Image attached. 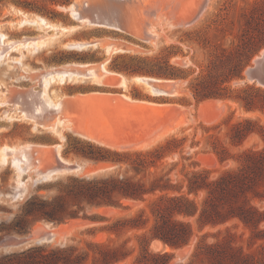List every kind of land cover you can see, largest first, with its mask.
Returning <instances> with one entry per match:
<instances>
[{
	"label": "rangeland",
	"instance_id": "374dc122",
	"mask_svg": "<svg viewBox=\"0 0 264 264\" xmlns=\"http://www.w3.org/2000/svg\"><path fill=\"white\" fill-rule=\"evenodd\" d=\"M81 1L0 0V29L8 33L9 38L14 40L40 37L45 33L50 34L52 29L43 30L29 24L20 26L18 20L24 15L39 14L58 25H73L77 23V20L73 18L70 11L61 7L74 3L81 9L85 8L83 1ZM158 1L159 9L156 15L161 18L156 20L155 15H153L151 19L148 13L140 11L136 18L131 20L129 31L87 24L74 30L58 32L48 45L43 46L36 53H27L25 49H21L27 53V58L24 61L28 67L26 69L31 74H37L51 68H60L73 62L90 63L89 66L98 67L99 63L106 57H108L106 68L112 71V74L108 73L107 77L104 76L101 83H97L91 78H83L52 84L51 89H54L53 92L50 90L52 97L73 100L70 102V108L61 112L62 115L58 113L59 116L56 115V117L48 116L45 121V124L48 125L58 117L64 118L63 127L58 126L63 129L65 135L62 141L59 140L57 133L52 128L47 126L32 128L34 121L21 116L20 111L13 108L12 105L0 106V112L6 109L13 115L11 120L8 118L0 120V127L4 129L0 131V146L3 144L18 146L31 144L34 157L40 159L39 163H36V160L33 161L28 172L24 175L25 178L28 175L36 176L41 169L52 168L61 164L74 168L80 165L82 168L81 171L72 169L53 175L44 181L33 182L29 179L26 193L22 198L14 199L9 195L15 185L16 173L10 164H0V256L31 246H42L47 250L73 246L76 248L75 253L88 252L82 264H100L94 260V243L103 242L116 245L129 237L126 246L133 248L132 252L126 258L112 264H135L134 259L138 253V242L135 234L143 232L144 229H134L126 231L120 236H115L114 234L108 235L99 227L110 223L119 213H133L142 203L122 200V205H128L130 208L118 212V209H112L105 205H92L85 199H80L74 203L73 199L67 196L65 198L67 209L68 211L76 209L77 217L66 214L62 221H55L36 217L33 214H25L26 203L33 197L51 200L57 195H65L66 185L71 183L68 180L70 177L92 179L118 171L123 172L124 166L119 168L117 164L95 161L77 153L74 147L87 150L85 143L89 142L116 149L109 147L106 143L117 146L133 143L135 144L134 147L119 149V151L128 149L129 151L147 150L163 143L171 136H176L178 140L170 144V146H177L176 150L164 154L159 161L157 171L162 168L166 170L177 163L172 174L173 177H181L180 168L183 165L186 169L209 168L214 170L215 174L236 165L235 158H228L223 162L219 161L211 144L206 140L209 133L217 135L220 142L234 155L239 154L244 148L261 147L264 144L256 134H253L241 144L233 145L229 142L227 135L229 125L236 120L244 116H259L260 121L264 122L263 114L245 111L235 102L226 100H222L225 102V108H217L208 100L218 98L196 101L189 86L192 80L206 73V69L212 61L217 63L215 60L217 55L229 51L237 44L244 28L243 15L249 13L255 0H207L206 6L193 21L192 18L198 11L201 0H177L173 3L169 0ZM160 14L162 15L160 16ZM163 15L167 18L164 19ZM168 16L171 17L169 19H172L170 22L177 23L176 26L168 27ZM150 20L157 21L159 24L155 27L157 28L155 38L145 39V29L148 27H144L149 26L146 24H149ZM164 24L166 25L164 26ZM70 40H94L98 41L99 44L96 47L90 46L83 50L69 49L64 44ZM107 44L117 45L116 47H122L124 50L108 54L105 52ZM18 52L16 50L13 53L18 54ZM170 67H174L175 72L185 77L168 78L156 74V71L169 70ZM221 70L219 68L217 71L220 72ZM15 73L24 72L18 68ZM119 73L129 79L135 75L159 78L155 83L173 93L157 96L147 86L134 80H130L128 86L122 87L117 84L120 77ZM240 78L233 79L229 85L238 87L244 83H251H239ZM168 79L175 81H166ZM15 84L19 85L20 89L27 87H32L35 90L40 89V85L35 79H21ZM1 90L0 100L8 99L9 92L6 91V88L2 87ZM122 94L138 100L123 98ZM26 100L30 102L28 98ZM68 121L71 122L67 124ZM175 123L178 125L176 126ZM217 124L219 126L214 127ZM67 126L71 127L72 130ZM73 126L81 131L90 132L94 138L99 137L98 139L101 141L104 139L105 144L97 142L98 139H86L85 136L75 132ZM206 127H209V130L206 131ZM163 131L166 134L162 139L155 141L150 139L158 133H164ZM58 142L62 143L59 154L63 160L57 155V149L54 146ZM152 169L154 168L152 167ZM256 203L259 202L256 201ZM92 216H95L96 219L92 220ZM232 223L233 221H230L227 224ZM93 227H97V229L92 231ZM260 228H264V223L260 225ZM216 229L217 227H205L198 234L206 231L213 232ZM243 229L239 223L234 230L240 232ZM46 234L50 236V240L37 241V239L47 236ZM214 239L212 236L207 237V241ZM195 240L196 237L188 245L178 248L168 247L160 241L158 247H154L151 241L149 248L152 251L161 250L171 253V264H185L190 260ZM239 242L246 247V241ZM260 242L261 240H258L254 243L251 249H257ZM195 262L196 264L202 263L199 259Z\"/></svg>",
	"mask_w": 264,
	"mask_h": 264
},
{
	"label": "trees",
	"instance_id": "16d2710c",
	"mask_svg": "<svg viewBox=\"0 0 264 264\" xmlns=\"http://www.w3.org/2000/svg\"><path fill=\"white\" fill-rule=\"evenodd\" d=\"M244 28L237 44L215 57L206 73L189 84L196 101L208 98L235 102L245 111L264 115V88L255 83H244L238 87L230 81L242 77L251 57L264 45V0H255L249 13L243 15ZM222 70L218 72L217 70ZM169 70H158L156 74L168 78H184ZM219 126V124L214 127ZM205 130H209L206 127ZM256 134L264 142V122L259 116H244L229 125V142L241 144ZM178 139L167 138L163 143L147 150H116L85 143L84 148L74 147L77 153L95 161H106L124 166L123 172L111 173L92 179L68 178L65 195L53 199L33 197L26 203L25 214L62 221L66 214L77 217V210L67 209L66 197L75 201L85 199L96 206H108L125 211L130 207L122 200L142 203L131 214L119 213L108 224L99 229L108 235L120 236L134 229H144L135 234L138 253L135 264H171L172 254L167 251H152L151 241L158 240L168 247L188 245L196 237L190 260L185 264H264V144L261 147L244 148L239 154H231L219 137L213 133L206 136L220 162L235 158L233 167L218 171L209 168H180L181 177H173L172 170L177 163L157 171L159 161L166 152L176 150L170 146ZM152 167L154 169H152ZM258 201L259 203H256ZM92 216V220H95ZM233 221L232 224L227 223ZM239 223L244 228L234 230ZM205 227H217L213 232L199 231ZM97 227H93L95 231ZM246 230L248 231L246 233ZM212 236L213 241H207ZM112 240L111 237H109ZM130 238L119 244L94 243V260L100 264H112L126 258L133 250L127 247ZM258 240L257 249L251 246ZM246 241V247L239 242ZM73 246L46 249L31 246L26 249L0 256V264H82L88 252L75 253ZM205 261V262H204ZM182 264V263H176Z\"/></svg>",
	"mask_w": 264,
	"mask_h": 264
},
{
	"label": "bare ground",
	"instance_id": "6f19581e",
	"mask_svg": "<svg viewBox=\"0 0 264 264\" xmlns=\"http://www.w3.org/2000/svg\"><path fill=\"white\" fill-rule=\"evenodd\" d=\"M82 1H83V4L85 5V8L88 7L89 1L88 0H82ZM136 1L142 2L145 5V7L148 8L147 13L149 14V16H151L150 17L151 19H152L153 15H155L156 20H157V18H161V17H158L156 15L157 11L159 9V1L158 0H136ZM169 2L173 3V2H177V0H169ZM206 4H207V1H205V0L200 1V7L203 5L205 7ZM112 5L113 4L111 3L110 7H113ZM200 7H199L198 11L200 10ZM61 8L70 11L73 18L75 20H77V23L73 24V25H69V26H62V25H58L54 22L52 23L46 17L39 15V14H35L33 16L24 15L23 17H21L18 20V23L20 26L21 25L23 26L26 24L33 25V26L35 25V26H37V28H41L43 30L44 29H49V30L52 29V32L50 34H48V33L42 34V36H40V34H39L40 37H33V38L23 39V40L11 39V38H9L8 33L4 32L2 29H0V92L2 91L1 90L2 87L6 88V91L9 92V98L5 99V100H0V106H4V105L8 104V105H12V107L15 109L17 108L18 111H20L21 116L29 118V119L34 121L32 128H36L37 126H47L49 128H52L57 133L60 141H62L65 138V135L63 133V129L59 128L60 126L63 127L64 118L62 119V118L58 117L57 119L54 120V122H52L51 124H48V125L45 124L46 123L45 121H46V118H48V116L56 117V115L59 116L58 113H61V112L68 110L70 108V102H72L73 100L67 99V98L64 99L62 97H59V98L52 97L50 95V90H52V92L54 91V89H51L52 84L55 82L65 83L67 81L79 80V79H83V78H91L93 81H95L97 83H101V82H103L102 79L104 78V76L107 77V74L112 72L106 68V62L108 61V57L104 58L99 63L98 67L89 66L90 63H74L73 62V63H68L67 65L60 67V68H51L48 70L40 71L37 74L36 73L31 74L26 69L28 67H27V63H25V61H24V60H26L25 58H27L26 57L27 53L32 54V53L38 52L40 48H42L45 45H48L51 42V40L53 38H55L54 35H56L58 32L74 30L76 28L82 27V26L87 25V24L88 25H95V26H103V27H107V28H113L116 30L124 31L119 25L120 18H118L116 14L108 12L100 0H93L92 1V12H95L97 18H100V20L98 19L97 21H95L93 19L91 20V18L88 15H85L86 10L81 11L82 9H84V7L81 9V8H79V6H76L74 3H72L69 6H62ZM198 11L195 13L194 17L192 18V21L197 17ZM141 12H142V10H141ZM134 14H135L134 17L130 18L131 20L136 18V16L138 15L137 11L134 12ZM161 15L162 14H160V16ZM162 17H164V19L167 18L164 15ZM169 18H171V17L168 16V19H167V21H169V25H168V22L166 23L168 25V27L174 26V25L176 26L177 23L170 22V20H172V19H169ZM108 20H110V22ZM147 23H148V21H147ZM162 23H164V22H162ZM158 24H159V22H157V21L154 22L153 20H150L149 24H146L149 26L144 27V28L148 27V29H145L146 30L145 34H144L145 39L155 38L154 35H155V31L157 30V28H155V27ZM166 24H164V26ZM129 30L130 29H128L126 31H129ZM98 44H99V42L94 41V40H70L67 43H65L64 45L69 49L83 50V49H87L90 46L96 47ZM116 46H113L111 44H107L105 46V52L109 54L111 52L124 50L122 47H116ZM21 49H25V51H27V53H25ZM16 50L19 51L18 54L13 53ZM18 68H19V70H22V72H24V73L16 74L15 72H16V70H18ZM105 73H106V75H105ZM118 75H120V77L118 76L119 77L118 81L117 80L116 81L118 82L117 84L122 86V87L128 86V82L130 80H134L138 83H142L145 86H147L148 89L153 94H155L157 96L161 95V94H164V95L170 94L171 95L173 93V92H168L167 89L165 90L164 88H162L161 85L159 86L158 84L155 83V81H158L159 78L157 79L155 77L147 76V75H135V76L130 77L131 79H129L126 76H123V74L121 75V73H119ZM21 79H25V80L35 79V81H37L38 84L40 85V89L35 90L32 87L20 89V87H18L19 85H16L15 83L21 81ZM106 81H107V79H106ZM162 81L164 82V79ZM162 81H161V83H162ZM166 81H173V80L168 79ZM166 83H168V82H166ZM176 92H177V90H176ZM81 94H83V93H81ZM122 97L123 98L126 97L130 100L132 99L128 95H125V94H122ZM26 98H28L30 100V102H27ZM73 99H74V97H73ZM132 100H134V99H132ZM208 100L210 102H212V104H215L217 108H219V107L222 108L225 106V102L220 100V99H211V100L208 99ZM134 101H136V100H134ZM205 103H206V101H205ZM8 111L9 110L5 109V110H2V112H0V120L2 118H8L9 120L13 119V115H11ZM222 111H220L221 114H222ZM61 115H62V113H61ZM167 115H169V114H167ZM217 119H218V117H217ZM65 122H66V120H65ZM69 122H71V121H68L67 124H69ZM171 125H173V124H171ZM177 125L178 124H176V126ZM68 127L69 126H67V128ZM69 128L71 129V127H69ZM167 129H168V127H167ZM171 129H174V128H171ZM1 130H4V129H2L0 127V131ZM73 130H76L75 132H77L78 134H80L82 136H85L86 139L90 138V139L97 140L99 138V137L94 138L90 134V132L88 133L86 131H81L80 129H78L77 127H74V126H73ZM160 131H162V130H160ZM169 131H170V129H169ZM75 132H72V133H75ZM156 133H158V132H156ZM169 133H167V134H169ZM165 134H166L165 132L164 133H158L155 136H152V138H150V139L152 141H155L156 139H162V137ZM103 140L104 139H102V141H101V139H98L97 142L99 141V143L102 142L105 144V142H103ZM152 143H155V142H152ZM106 144L109 147L111 146V147L116 148L118 150L119 149H125L127 147H132L133 145L135 146V144H133V143L132 144L127 143V144L121 145V146H117V145L109 144V143H106ZM156 144H157V141H156ZM31 146H32L31 144L20 145V146L3 144L2 146H0V164H2V165L3 164H10L11 167L14 168V171L16 173V174L14 173L16 175L15 185L13 187L11 194L9 195L14 199L23 197V195L26 193V191L28 189L27 181L29 179H31L33 182L44 181V180L50 179L53 175H56V174H59L62 172L70 171L72 169H76V170L79 169L81 171V169H82L80 165H78L77 167L74 168V167L67 166L64 163L65 165L61 164L59 166H54L52 168L50 167V168L41 169L40 171L37 172L36 176L32 177V176L28 175V177L25 178L24 175L28 172L33 161L36 160V163L40 162V159L34 157V151H33V148ZM54 146L57 149V155L59 156V158L61 160H63L62 156L59 154V150L62 147V143L58 142ZM143 148H145V147H143ZM46 235L47 236H43V237L37 239V241H42V240L48 241L47 239H49L50 236H48V234H46ZM180 250H182V249H180ZM186 251H187V249H186ZM178 252H180V251L178 250Z\"/></svg>",
	"mask_w": 264,
	"mask_h": 264
},
{
	"label": "water",
	"instance_id": "95a60500",
	"mask_svg": "<svg viewBox=\"0 0 264 264\" xmlns=\"http://www.w3.org/2000/svg\"><path fill=\"white\" fill-rule=\"evenodd\" d=\"M88 7L82 9L85 11V15H88L91 20L97 21L100 18H97L95 12H92V1L88 0ZM104 5L105 9L113 14H116L119 20L120 27L126 31L130 27L131 19L134 17V12L147 13V9L142 2H137L136 0H100ZM207 1V0H205ZM113 4V7H110V4ZM204 9V5L200 7L198 14ZM197 14V16H198ZM130 20V21H129ZM110 22V20H108ZM190 22V21H189ZM251 82L256 85L264 88V46H262L251 58L248 65H246L243 76L240 78L239 83ZM152 243L155 247H158L159 241L153 240Z\"/></svg>",
	"mask_w": 264,
	"mask_h": 264
},
{
	"label": "crops",
	"instance_id": "0c3cea01",
	"mask_svg": "<svg viewBox=\"0 0 264 264\" xmlns=\"http://www.w3.org/2000/svg\"><path fill=\"white\" fill-rule=\"evenodd\" d=\"M90 94H92V91H90ZM91 98H92V96H91ZM136 100H138V99H136Z\"/></svg>",
	"mask_w": 264,
	"mask_h": 264
}]
</instances>
